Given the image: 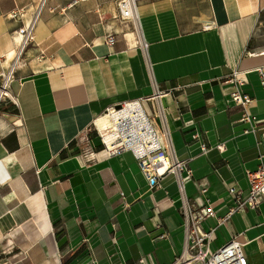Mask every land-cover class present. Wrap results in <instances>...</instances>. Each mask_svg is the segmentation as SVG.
I'll use <instances>...</instances> for the list:
<instances>
[{"label": "crops", "instance_id": "0c3cea01", "mask_svg": "<svg viewBox=\"0 0 264 264\" xmlns=\"http://www.w3.org/2000/svg\"><path fill=\"white\" fill-rule=\"evenodd\" d=\"M42 1L0 0V73L12 72L13 98L0 99V264L172 263L188 241L184 201L214 207L200 225L214 229L209 251L235 236L248 264H264V197L219 223L228 189L246 192L264 153V49L248 47L264 0H145L137 24L118 17L116 0H45L20 48L12 32ZM233 70L247 72L240 90L254 119L231 98ZM156 94L155 126L191 170L182 192L171 173L149 188L130 150L109 153L94 132L78 139L109 107Z\"/></svg>", "mask_w": 264, "mask_h": 264}, {"label": "built area", "instance_id": "2783aa9c", "mask_svg": "<svg viewBox=\"0 0 264 264\" xmlns=\"http://www.w3.org/2000/svg\"><path fill=\"white\" fill-rule=\"evenodd\" d=\"M143 1L145 0H116L118 17L123 21L131 20L137 24L139 6ZM44 3L45 0L41 2L36 16L28 25L19 27L12 32L13 39L20 42V48L33 37L35 20ZM20 14L21 10H17L13 11L11 16L16 17ZM107 41L113 43L114 39L109 36ZM257 70L261 76V86L264 92V67ZM246 73L233 70L230 78L239 88L233 90L230 95L233 100L243 106V120H250L254 119L248 111L252 99L247 92L240 90L246 81ZM11 78V71L7 74L0 73V99H13L10 91ZM151 99L156 101L153 109L147 103ZM153 114H157L159 117L163 115L159 103V94H156L153 98L142 97L122 101L102 113L103 122L99 126H96L93 122L78 136V139L89 142L88 134L94 132V139L98 140V146H102L109 153L130 150L138 162L149 188H156L159 181L166 174L171 173L178 179V189L182 192L184 183L192 177L191 170L188 168L186 160L178 158L171 149L167 132H159L153 121ZM200 125V122L196 123L193 130L188 133L192 134V139H198L201 136ZM219 146L221 147V145ZM200 147L201 152L208 149L203 143ZM259 158L260 163L256 169L246 170L247 191L243 192L237 187L228 189L233 204L228 207L219 223L220 221L230 220L235 211L254 209L261 203L264 197V153ZM205 191L206 187L202 186L201 192ZM182 212L184 228L189 231L188 241L184 254L169 264H193L194 262L200 264H248V258L243 251L242 244L235 236L216 250L209 251V240L214 229L202 231L200 225L207 216L215 213L212 205L199 207L195 201H184Z\"/></svg>", "mask_w": 264, "mask_h": 264}, {"label": "rangeland", "instance_id": "374dc122", "mask_svg": "<svg viewBox=\"0 0 264 264\" xmlns=\"http://www.w3.org/2000/svg\"><path fill=\"white\" fill-rule=\"evenodd\" d=\"M248 47L250 49H264V8L254 18L253 26L249 31ZM8 252L7 250L5 255ZM6 261L7 264H10L9 257Z\"/></svg>", "mask_w": 264, "mask_h": 264}, {"label": "trees", "instance_id": "16d2710c", "mask_svg": "<svg viewBox=\"0 0 264 264\" xmlns=\"http://www.w3.org/2000/svg\"><path fill=\"white\" fill-rule=\"evenodd\" d=\"M57 237H58V233H57Z\"/></svg>", "mask_w": 264, "mask_h": 264}]
</instances>
